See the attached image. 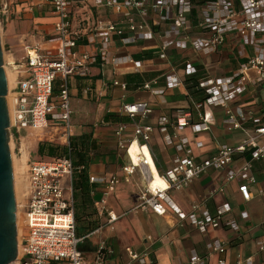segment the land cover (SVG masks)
<instances>
[{"label":"built area","instance_id":"2783aa9c","mask_svg":"<svg viewBox=\"0 0 264 264\" xmlns=\"http://www.w3.org/2000/svg\"><path fill=\"white\" fill-rule=\"evenodd\" d=\"M40 1L51 7L56 18L53 37L47 41L52 46L43 49L40 44L33 43L24 48L23 69H19L13 90L9 130L20 135L26 131H43L49 127L61 128L66 141H69L72 126L68 80L87 77L90 66L95 61L94 55L85 51V46L78 43L81 37L72 32L69 21L71 7L86 0ZM94 2L95 6L110 9L124 19L122 23H100L85 34L87 45H99L100 52H106L115 39L123 45H129L138 39L148 41L157 38L158 58L163 61L167 60V52L172 48L190 50L196 56L212 55L221 51L227 42L238 52V59H244L229 75L198 81V90L203 93V98L192 102L197 123L191 122L190 112L183 111L177 112L174 122L166 118L158 119L157 131L163 136L164 142L173 146L178 153L173 159V167L169 170H158L150 151L149 144L154 127L141 122L150 116L148 103L136 102L123 106L122 111L133 126L131 137L123 138L125 125L120 124L114 130L117 147L124 151L131 162L130 166L123 167L124 175L133 176L138 173L143 184L138 194L137 208L150 210L158 216L171 211L180 221H187L205 235L210 229L220 225L238 232L236 221L224 219L230 212L228 204L217 207L216 213L211 216L206 212L204 202L223 193L224 187L236 177L246 181L237 187L242 201L248 202L251 199L249 184L255 183L252 162L264 159V119L240 143L235 146L218 145L216 152L204 160L196 158L191 148L192 141L188 135L179 131L190 127L193 135L209 132L214 122L212 114L208 112L212 108L224 110L223 124L228 130H243L245 124L253 122L250 111L239 108L233 111L230 103L248 92L250 87L264 85V0H204L200 3L193 0ZM0 10L5 12L8 9L2 5ZM194 12L198 16L195 22L191 20ZM136 17L139 21H136ZM151 19L157 23L168 24L169 29L163 32L154 31L150 24ZM245 47L251 49V55H247ZM103 56L104 54L101 55L103 63H109L115 70L127 64L131 65L134 72L139 71L140 64L130 57H112L106 60V56ZM183 72L189 78L196 73L190 59H184ZM163 79L167 89H175L183 84V80L172 68L163 74ZM113 85L122 90L126 89L123 83L114 81ZM156 85L157 80L153 79L143 83L140 88L152 96H162L164 90L155 89ZM133 145L137 148L136 164L133 163L130 153ZM194 147L200 150L203 144L194 142ZM246 151H250V160L236 172L229 170L234 157ZM152 168L165 182L164 189L150 187L154 178ZM73 171L69 158L33 161L28 164L25 204L22 206V218L18 226L16 221L17 231L19 229L17 258L11 264H88L79 250L82 239L76 235L71 190ZM204 175L219 179L220 185L205 195L203 203L192 205L191 211L185 214L173 204L168 193L184 192L192 181ZM89 182L105 184L109 189L119 179L91 178ZM100 204L101 212L107 214V224L112 225L118 216L106 208L104 200ZM255 246L257 252H263L264 240H256ZM209 248L211 253L219 255L217 263L224 264V246L213 242ZM112 253L110 246L102 241L97 250V262L101 263ZM130 259L142 261L136 254H131ZM252 259L250 256L237 264H248ZM205 263V258L194 256L188 264Z\"/></svg>","mask_w":264,"mask_h":264},{"label":"crops","instance_id":"0c3cea01","mask_svg":"<svg viewBox=\"0 0 264 264\" xmlns=\"http://www.w3.org/2000/svg\"><path fill=\"white\" fill-rule=\"evenodd\" d=\"M121 1V0H118ZM200 3L204 0H193ZM94 0H86L82 4L72 6L69 13L71 30L80 36L79 44L84 45L85 51L94 55V64L90 66L89 75L85 78H70L68 89L71 107L70 138H77L88 143L87 154L90 157L86 168L90 188L89 201L84 203L80 197L75 201L76 232L82 239L79 250L83 260L88 264H188L192 257H203L205 264H218V254L211 253L209 245L219 242L224 246V264H237L252 256L248 264H264V251L257 252L256 240H264V159L252 162V174L255 183L249 184L251 199L243 202L237 187L245 179L236 177L224 187V192L212 196L204 202V197L220 185L219 179L209 175L201 176L190 183L184 192L170 191V200L185 214L191 211V206L204 202L206 212L213 216L217 207L228 204L230 212L224 216L226 220H234L239 226L238 232H233L224 225L210 229L206 235L201 234L187 221H180L171 211L158 216L150 210L137 208L138 194L142 181L138 173L125 176L124 151L117 147L114 130L120 124L126 129L123 138L132 135L133 126L122 108L136 102L148 103L151 113L144 121L154 127L150 140V151L157 169L169 170L173 167V159L178 155L173 146L167 145L163 136L157 131V121L166 118L174 122L178 111L190 112L191 122L197 123V115L192 102L202 100L203 93L190 94L184 81L183 61L190 59L196 73L190 78L197 82L205 78H219L231 74L244 59H238V52L230 43H226L218 53L196 56L190 50L169 49L167 60L158 58V40L144 41L138 39L134 44L126 45L115 39L114 44L100 52L99 45H87L88 34L96 25L108 22H121L124 19L110 9L95 6ZM7 6V11L1 16L7 21V40L11 43L26 41L28 44L37 43L41 48H47V41L53 37V25L56 21L51 7L40 0H0L1 6ZM163 13V11H160ZM151 18V16H150ZM9 19H14L10 20ZM198 19L194 12L191 20ZM136 21L139 18L136 17ZM122 23V22H121ZM156 32L169 29L168 24L150 20ZM16 30V32H14ZM13 31V33H12ZM247 55L250 48L245 47ZM109 58L126 59L130 57L139 63V71L134 72L131 65L113 69L109 63H103L101 55ZM103 56V57H104ZM16 73L23 69V61L17 60ZM175 69L183 80L182 86L167 89L163 74L168 69ZM18 78V77H17ZM189 78V79H190ZM153 79L157 80L155 89H163L162 96H152L140 86ZM123 83L126 89L114 86L113 82ZM15 88V87H14ZM13 88V90H14ZM230 108L248 110L252 113L253 122L244 125L243 130H228L223 124L224 110L212 108L213 125L210 131L201 134L192 133L190 127H184L179 133L188 135L193 154L198 160L212 156L218 145L235 146L246 138L253 127L264 119V85L250 87L248 92L240 95L230 103ZM63 129L49 127L43 132H49L50 139L66 143ZM28 132V131H26ZM194 142H201L203 148L198 150ZM137 148L132 146L131 155L136 154ZM250 160V151L236 155L229 170L238 171ZM152 167V166H151ZM153 170V168H152ZM157 188H164L163 182L154 172ZM223 175V174H222ZM118 177L119 182L107 189L105 184L90 183L91 178L109 179ZM67 186V184H66ZM106 194V195H105ZM104 200L106 208L118 219L107 224V214L101 212L100 202ZM105 241L113 253L101 263L97 262V250ZM138 255L139 260H131L130 255Z\"/></svg>","mask_w":264,"mask_h":264},{"label":"water","instance_id":"95a60500","mask_svg":"<svg viewBox=\"0 0 264 264\" xmlns=\"http://www.w3.org/2000/svg\"><path fill=\"white\" fill-rule=\"evenodd\" d=\"M0 43V264H11L17 258L16 204L12 159L9 147L10 124L6 101L7 84ZM125 166L131 162L124 155Z\"/></svg>","mask_w":264,"mask_h":264},{"label":"rangeland","instance_id":"374dc122","mask_svg":"<svg viewBox=\"0 0 264 264\" xmlns=\"http://www.w3.org/2000/svg\"><path fill=\"white\" fill-rule=\"evenodd\" d=\"M1 11V10H0ZM14 20V19H9ZM7 21L4 20V18L1 16L0 12V43L2 52H3V64L6 65L7 68H9L12 73L14 74V77L12 79V82H10V88L8 91V95L10 98H13V88L16 85V80L19 74L16 72L15 64H18L17 60H22L24 57V48L28 45L26 41L23 42H14L11 43L7 40ZM16 32V30L14 31ZM13 33V31H12ZM11 62V63H10ZM6 63V64H5ZM14 80V81H13ZM42 143H49L54 145H67L68 141H66L65 144H60L58 140L50 139L49 132H43L40 131H28L25 133H21L20 135H16L15 133L10 131V140H9V146H10V153L13 160L20 161L22 154L26 153L28 156V160L26 165L33 161H48L45 157H39L37 154L38 146ZM24 145V146H23ZM23 152V153H22ZM27 172V170H26ZM18 183L16 185V189L14 191V197L16 198V202L18 204V207L16 208V211H18L16 221L17 226L18 222L21 220L22 216V206L25 204V196L26 191L25 188L23 189V185H21L22 178H20V175L17 177ZM24 178H27V174H24ZM28 179V178H27ZM26 179V180H27ZM27 184V183H26ZM25 185V183H24Z\"/></svg>","mask_w":264,"mask_h":264},{"label":"trees","instance_id":"16d2710c","mask_svg":"<svg viewBox=\"0 0 264 264\" xmlns=\"http://www.w3.org/2000/svg\"><path fill=\"white\" fill-rule=\"evenodd\" d=\"M188 92L192 94H197L200 92L198 90V82L194 78H188L184 81ZM89 145L86 141L69 138L68 145H54L49 143H42L38 146L37 154L39 157H45L48 161L60 160L64 158H69L72 162L74 168L71 190L72 198L74 202V213H75V201L77 198L87 203L89 201V183L87 177L86 168L89 164L90 157L87 154ZM76 214V213H75ZM74 214V218H75ZM76 220V219H75ZM76 235L79 236V234Z\"/></svg>","mask_w":264,"mask_h":264},{"label":"bare ground","instance_id":"6f19581e","mask_svg":"<svg viewBox=\"0 0 264 264\" xmlns=\"http://www.w3.org/2000/svg\"><path fill=\"white\" fill-rule=\"evenodd\" d=\"M11 63V62H10ZM6 64V63H5ZM3 67H4V71H5V77H6V84H7V95H6V101H7V106H8V115H9V118L11 117L12 115V99L10 98V96L8 95V91H9V88H10V82H12V79L15 78L14 77V74L12 73V71L6 67V65L4 66L3 64ZM14 81V80H13ZM24 146V145H23ZM10 147V146H9ZM11 149V148H10ZM23 153V152H22ZM27 153V152H26ZM24 153L22 154L23 156L21 157L20 161H16V160H13V158L11 157L12 159V170H13V182H14V191L16 189V185H17V181H18V176L20 175V178H22V182H21V185H23V189L25 188V191L27 189V178H24V174L26 175V170H27V160H28V156L27 154ZM131 153V151H130ZM137 153V152H136ZM132 154V153H131ZM136 154H134L133 156L131 155L132 157V160H133V163H137V160H136ZM25 183V185H24ZM150 187L153 189H156L157 188V184L155 183V179L153 178V181L152 183H150ZM165 188V187H164ZM164 188H158V189H164ZM16 195V194H15ZM15 204H16V208L18 207V204L16 202V198H15ZM17 214H18V211L16 212V217H17ZM18 234H19V229H18Z\"/></svg>","mask_w":264,"mask_h":264}]
</instances>
